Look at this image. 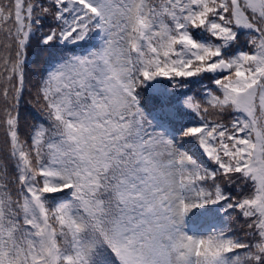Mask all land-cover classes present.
I'll return each mask as SVG.
<instances>
[{
    "label": "snow or ice",
    "instance_id": "obj_1",
    "mask_svg": "<svg viewBox=\"0 0 264 264\" xmlns=\"http://www.w3.org/2000/svg\"><path fill=\"white\" fill-rule=\"evenodd\" d=\"M0 264H264V0H0Z\"/></svg>",
    "mask_w": 264,
    "mask_h": 264
},
{
    "label": "trees",
    "instance_id": "obj_2",
    "mask_svg": "<svg viewBox=\"0 0 264 264\" xmlns=\"http://www.w3.org/2000/svg\"><path fill=\"white\" fill-rule=\"evenodd\" d=\"M246 50V49H245ZM58 55L57 52L49 49L44 50L43 48L37 46L35 41L32 46L28 50V72L29 76L32 78L33 82L39 79V76L42 72H44L54 61V58ZM212 74H206L204 78H192L189 82V87L185 90L188 95L194 96L197 100L203 102V93L204 91L211 89L214 92L216 91L215 86L211 83ZM170 92L172 89H168ZM180 90H177L179 92ZM29 97L25 95L24 101L21 105V120H22V131L27 134L29 128L34 124L39 122L42 117H39V114L36 110L28 104ZM182 99V97H181ZM146 110H151V105H145ZM211 119V117H209ZM190 152L197 156L202 163L208 164L209 162L204 158L199 150L196 147L191 145L188 146ZM195 225L198 226V234H204L207 230H209L213 225L218 223L217 218L214 214L210 213L205 217H201L196 219L194 222Z\"/></svg>",
    "mask_w": 264,
    "mask_h": 264
},
{
    "label": "rangeland",
    "instance_id": "obj_3",
    "mask_svg": "<svg viewBox=\"0 0 264 264\" xmlns=\"http://www.w3.org/2000/svg\"><path fill=\"white\" fill-rule=\"evenodd\" d=\"M189 227H190V225H188V230H189V232H190V233H191V232H194V231H192V229H190Z\"/></svg>",
    "mask_w": 264,
    "mask_h": 264
}]
</instances>
